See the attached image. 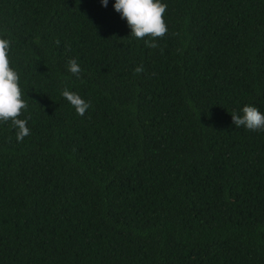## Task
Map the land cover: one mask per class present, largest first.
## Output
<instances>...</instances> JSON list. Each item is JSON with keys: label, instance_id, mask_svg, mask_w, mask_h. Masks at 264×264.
Listing matches in <instances>:
<instances>
[{"label": "trees", "instance_id": "1", "mask_svg": "<svg viewBox=\"0 0 264 264\" xmlns=\"http://www.w3.org/2000/svg\"><path fill=\"white\" fill-rule=\"evenodd\" d=\"M114 3L0 0L30 129L0 121V264H264V131L231 116L264 114V0H161L157 48Z\"/></svg>", "mask_w": 264, "mask_h": 264}, {"label": "clouds", "instance_id": "2", "mask_svg": "<svg viewBox=\"0 0 264 264\" xmlns=\"http://www.w3.org/2000/svg\"><path fill=\"white\" fill-rule=\"evenodd\" d=\"M101 3L107 7L108 0H101ZM113 7L121 15V18L127 21V25L131 29L130 37L137 39L151 37V40L145 41L146 47H158L155 41L158 38H163L168 31L164 20L166 4L161 3V0H115ZM56 43L59 44V41ZM9 47L10 41L0 38V121H11L12 125L18 129L17 141L22 142L24 137L30 135V129L27 127V120L18 117L22 110L27 109L28 105L22 98L19 75L10 67ZM67 63L68 71L79 79L82 69L77 60L70 59ZM143 71V65L134 69L137 74ZM62 96L80 116H84L91 106L90 101H86L79 94L69 91L67 88L63 89ZM242 113L243 115H238L235 112L231 114L232 122L236 128L243 126L249 131H264V114L257 107L245 105L242 108Z\"/></svg>", "mask_w": 264, "mask_h": 264}]
</instances>
